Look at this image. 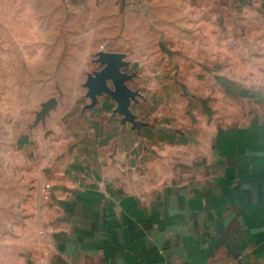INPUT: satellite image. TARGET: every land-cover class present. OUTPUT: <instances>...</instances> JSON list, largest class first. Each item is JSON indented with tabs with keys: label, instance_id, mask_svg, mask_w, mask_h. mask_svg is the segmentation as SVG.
I'll return each instance as SVG.
<instances>
[{
	"label": "crops",
	"instance_id": "obj_1",
	"mask_svg": "<svg viewBox=\"0 0 264 264\" xmlns=\"http://www.w3.org/2000/svg\"><path fill=\"white\" fill-rule=\"evenodd\" d=\"M122 2L0 0V61L15 74L19 29L41 20L47 44L51 29L77 23L63 43L105 76L74 86L81 102L57 133L25 139L45 180L22 200L0 264H264V97L240 99L241 113L213 128L204 106L226 44H256L264 0Z\"/></svg>",
	"mask_w": 264,
	"mask_h": 264
},
{
	"label": "rangeland",
	"instance_id": "obj_2",
	"mask_svg": "<svg viewBox=\"0 0 264 264\" xmlns=\"http://www.w3.org/2000/svg\"><path fill=\"white\" fill-rule=\"evenodd\" d=\"M67 21L70 22L68 19ZM40 23L41 20L37 22V26L19 29L23 32L24 42L19 44L21 48L16 74L13 61H0V117L5 122L2 124L0 139V252L4 243H7L5 247L9 244L4 241L13 237L10 235V228H14L16 223L20 226L25 221L26 203L22 200L29 197L36 201L45 180L39 167H31L27 158L29 154H26L25 139L29 138L33 131L41 134L49 129L57 133L63 126L62 118L67 113H73L75 105L81 102L79 96L75 100L74 86H87L96 82V79L98 83L105 79V76H95L91 73V61L85 58L88 53L84 54L79 50L69 52L77 50L78 44L63 43L64 40L68 41L70 36L72 39L74 36L79 37L81 27L77 23L66 29H51V32H54L51 39L55 42L50 44L43 40ZM242 32L248 36L249 29H242ZM253 32L257 37L254 45L226 44V49H230L225 52L226 60L219 64L221 71L210 77L211 91L204 99L207 101L204 106L205 116L209 117L212 128L225 121L224 117L232 118L241 113L237 108L240 99H257L260 104L264 97V38L260 37L264 35V28L257 27ZM28 38L33 42L30 43ZM56 40L62 42L58 44ZM0 48L2 49V45ZM230 50L235 51L233 57L229 54ZM81 55L85 56L84 59L80 58ZM50 101L55 102L41 115L45 104ZM242 114L245 120L251 115V111L242 108ZM14 119L18 122L19 137L15 156L10 154L9 134V121ZM37 142L38 149L42 151V141L38 139ZM38 158L40 160V157ZM33 204L35 208L37 203Z\"/></svg>",
	"mask_w": 264,
	"mask_h": 264
},
{
	"label": "built area",
	"instance_id": "obj_3",
	"mask_svg": "<svg viewBox=\"0 0 264 264\" xmlns=\"http://www.w3.org/2000/svg\"><path fill=\"white\" fill-rule=\"evenodd\" d=\"M50 189H51V185L50 184H46L45 187H44V198L45 200H48L50 199Z\"/></svg>",
	"mask_w": 264,
	"mask_h": 264
},
{
	"label": "water",
	"instance_id": "obj_4",
	"mask_svg": "<svg viewBox=\"0 0 264 264\" xmlns=\"http://www.w3.org/2000/svg\"><path fill=\"white\" fill-rule=\"evenodd\" d=\"M120 101H121V103H124V98H123V96L120 97ZM53 102H55V101H50L49 103L45 104V109L43 110V113H42L41 115H44V114L47 112L48 107H49L51 104H53Z\"/></svg>",
	"mask_w": 264,
	"mask_h": 264
}]
</instances>
